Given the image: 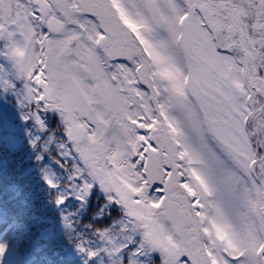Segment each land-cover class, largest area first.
I'll use <instances>...</instances> for the list:
<instances>
[{
    "label": "snow or ice",
    "instance_id": "snow-or-ice-1",
    "mask_svg": "<svg viewBox=\"0 0 264 264\" xmlns=\"http://www.w3.org/2000/svg\"><path fill=\"white\" fill-rule=\"evenodd\" d=\"M0 264H264V0H0Z\"/></svg>",
    "mask_w": 264,
    "mask_h": 264
}]
</instances>
